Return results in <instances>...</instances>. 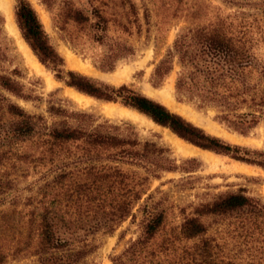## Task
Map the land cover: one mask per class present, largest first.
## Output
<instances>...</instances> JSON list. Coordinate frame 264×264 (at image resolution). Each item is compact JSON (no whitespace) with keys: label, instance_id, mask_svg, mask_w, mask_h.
Listing matches in <instances>:
<instances>
[{"label":"trees","instance_id":"1","mask_svg":"<svg viewBox=\"0 0 264 264\" xmlns=\"http://www.w3.org/2000/svg\"><path fill=\"white\" fill-rule=\"evenodd\" d=\"M49 6L50 2L42 0ZM96 20L70 0H62L58 16L96 32L92 40L106 41L101 68L110 70L120 57L133 54L122 35L140 32L132 0H93ZM92 11V12H91ZM110 11V12H109ZM198 9L189 12L198 15ZM14 21L23 41L37 60L66 86L94 98L118 102L134 109L180 139L216 153L264 168V151L230 144L168 110L165 105L126 84L113 86L63 68V59L52 47L27 0H15ZM107 15V16H106ZM146 20V17H144ZM115 38H107L108 23ZM112 22V23H111ZM144 23H147L146 21ZM173 91L179 100L196 108L215 110L214 120L246 135L264 118V10L258 17L237 19L214 14L205 22L180 29L150 73L158 85L172 70ZM3 91L23 99L9 76L0 74V211L6 232L0 247V264H93L96 233L109 234L125 219L134 222L139 207L138 232L110 258L112 264H264V203L230 192L199 204L194 214L169 224L162 210L141 203L142 182L163 170H174L163 148L140 142L134 127L96 122L93 114L47 100V118L29 114ZM18 161V176L43 167L36 178L16 194L14 179L3 169ZM122 166L141 168L144 176ZM29 191L21 196L22 191ZM19 201L21 208L16 210ZM213 227V228H212ZM212 229L210 232L209 230Z\"/></svg>","mask_w":264,"mask_h":264},{"label":"rangeland","instance_id":"2","mask_svg":"<svg viewBox=\"0 0 264 264\" xmlns=\"http://www.w3.org/2000/svg\"><path fill=\"white\" fill-rule=\"evenodd\" d=\"M27 1L38 17L49 43L62 57L64 69L85 75L96 82L113 86L126 84L135 91L164 104L168 110L180 115L208 134L230 144L264 151V118L246 135H241L214 120L216 112L213 108H196L191 102L177 99L173 91L174 76L178 69L175 62L172 70L160 84L152 85L149 80L154 64L170 47L180 29L205 22L214 14L229 15L230 17L234 15L237 19L251 18L253 15L258 17L264 10V0H132L137 8V18L141 29L137 33L132 28L130 34L122 35L126 43L133 48V54L115 60L110 70L100 67L103 64L104 55L107 54L105 43L108 40L101 42L92 40L91 36L96 32L93 28L87 25H75L70 20L58 16L62 0H47L50 2L49 6L42 0ZM70 1L73 7L81 9L89 17L90 23L96 20L90 10L96 8L101 11L98 3L93 0ZM14 5L15 0H0V74L9 76L17 84V88L30 98L23 99L6 91L3 93L27 113L41 114L47 120L49 118L45 110L47 100L50 98L48 94L52 93L51 98L63 100L60 103L65 107L91 113L96 117V122L106 119L109 123L123 127L124 123H128L134 127L140 142L148 140L162 147V156L172 160L175 169L163 170L156 177L148 176L142 182L143 193L138 204H141L149 196L147 204L153 205L155 211L162 210L169 224L177 225L183 216L193 215L194 208L199 204L211 202L226 193L240 191L245 195L256 197L264 203V168L197 146L195 147L206 152V159L201 156L182 155L166 136L164 129L167 128L155 126V123H150L151 120L143 114L122 106L118 102L100 100L79 92L89 99V104L80 105L67 94V88L72 87L55 79L53 72L41 64L29 49L42 66L43 73L37 72L28 52L23 47L25 42H22L23 39L14 21ZM194 9H198L199 14L190 17L189 12ZM9 16L16 27V32L10 30ZM145 21L147 23H144ZM108 26L105 33L107 38H115L117 35L115 29L110 25V22ZM150 91L153 92L152 95L149 94ZM159 95L169 96L173 105L186 107L193 116L187 117L175 111L162 102ZM110 103L137 112L144 123L134 122L116 115H106L102 106ZM225 132L240 137V140L228 139ZM122 168L134 170L140 176L145 175L141 168L132 166H122ZM2 170L14 179L16 194H18V187H23L32 181L44 168H29L18 176L20 172H18V161H16L14 167L9 164ZM28 193L29 191L23 190L21 196ZM20 202L18 203L17 197L16 210L21 208ZM138 207L135 205L132 209L135 214L134 222H130V219L127 218L112 233L98 232L95 234L94 239L97 247L89 256V260L93 264H112L110 258L118 254L130 238L135 237L139 230L137 223L141 218L140 212L136 211ZM9 208L11 207L6 202L0 204V211ZM5 232L4 223L0 219V247ZM23 262L25 261L7 260L3 264Z\"/></svg>","mask_w":264,"mask_h":264},{"label":"bare ground","instance_id":"3","mask_svg":"<svg viewBox=\"0 0 264 264\" xmlns=\"http://www.w3.org/2000/svg\"><path fill=\"white\" fill-rule=\"evenodd\" d=\"M8 20L11 23L10 24V30L16 32V27L14 26V23L12 22V19H10V16H9ZM22 42H23V40H22ZM23 47L28 52V54H29V56L31 58V61L33 63V66L35 67L37 72L43 73L42 66L40 65V63H38L36 61L35 57L29 51L28 46L24 43ZM47 81L50 82L49 79H47ZM67 94L73 100H75L77 103H79L80 105L89 104L88 97L82 95L81 93L75 91L72 88H67ZM149 94L152 95L153 92L150 91ZM159 98L162 100V102H164L166 105H168L169 107L173 108L175 111L179 112L180 114H183V115H185L187 117H192L193 116L192 113L186 107L173 105V103L171 101V98L169 96L159 95ZM102 110L108 116H115L116 115L118 117L120 116V117L128 118V119H130V120H132L134 122L144 123V120L139 116V114L137 112H135L133 110H129V109L125 108V107L117 106L116 104H111V103L110 104H104L102 106ZM150 123L154 124L152 121H150ZM154 125L159 127L156 124H154ZM164 130H165L166 136H168V139L171 141V143L175 146V148L182 155H185V156H201V157H203L205 159L207 158V154H206L205 151H203V150H201V149H199V148H197L195 146H192L190 144L185 143L181 139L177 138L174 134H172L168 129H164ZM225 134H226V137L228 139L232 140V141L240 140V137H238V136H236L234 134H228L226 132H225Z\"/></svg>","mask_w":264,"mask_h":264}]
</instances>
